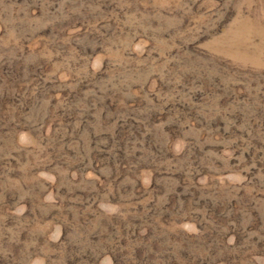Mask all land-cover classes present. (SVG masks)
<instances>
[{
  "label": "rangeland",
  "instance_id": "374dc122",
  "mask_svg": "<svg viewBox=\"0 0 264 264\" xmlns=\"http://www.w3.org/2000/svg\"><path fill=\"white\" fill-rule=\"evenodd\" d=\"M0 264H264V0H0Z\"/></svg>",
  "mask_w": 264,
  "mask_h": 264
}]
</instances>
